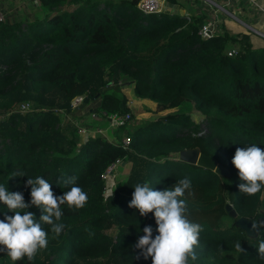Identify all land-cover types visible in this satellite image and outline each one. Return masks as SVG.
<instances>
[{
	"label": "trees",
	"instance_id": "1",
	"mask_svg": "<svg viewBox=\"0 0 264 264\" xmlns=\"http://www.w3.org/2000/svg\"><path fill=\"white\" fill-rule=\"evenodd\" d=\"M37 1L41 18L0 22V184L30 203L28 177H43L62 196L69 189L57 180L77 176L88 201L78 211L62 205L61 235L43 225L48 248L33 262L25 257L16 264H152L150 257L136 259L133 248L144 227L153 228V238L158 234L154 214L143 217L129 207L134 187L163 191L185 177L192 183L184 197L189 218L203 228L198 260L190 264H264L257 248L264 229L248 237L225 210L230 203L237 217L264 221L263 189L254 197L242 194L244 181L232 163L237 148L254 143L264 149V37L253 41L247 27L233 31L231 18L233 25L222 21L204 38L205 12L144 14L138 0ZM126 84L151 102L155 118L116 126L115 142L86 130L81 135L84 123L73 116L72 100L82 94L98 99L91 114L108 123L111 114H130L116 90ZM25 103L32 109L21 113ZM124 126L126 148L117 128ZM190 148L212 156L230 175L180 160ZM117 158L129 164L128 177L104 192L101 176ZM28 210L37 219L42 214ZM5 214L14 215L0 202V219ZM237 240L243 253L235 251ZM0 264L13 262L0 253Z\"/></svg>",
	"mask_w": 264,
	"mask_h": 264
},
{
	"label": "clouds",
	"instance_id": "2",
	"mask_svg": "<svg viewBox=\"0 0 264 264\" xmlns=\"http://www.w3.org/2000/svg\"><path fill=\"white\" fill-rule=\"evenodd\" d=\"M232 163L238 170L239 179L244 181L238 186L242 194L254 197L264 189V149L254 143L237 148ZM12 175L26 176L22 172ZM77 181V176H61L56 183L69 190L62 196H56L48 180L40 176L28 177L26 187L31 188L30 203L25 202L22 193L11 192L0 184V202L7 211L14 213L11 216L5 214L4 219H0V253H6L16 264L25 257L33 262L38 252L46 250L49 232L42 226L47 225L58 238L65 229V225L59 222L63 215L61 206L67 204L70 211H78L88 201L87 193ZM191 187L188 177L179 179L172 188L163 191L153 190L149 184L135 185L129 207L138 210L143 217L154 214L158 233L153 238V228L150 225L143 228L144 235L133 245L139 250L136 259L150 257L152 264H190V261L198 260L197 249L201 247L203 228L190 220L184 199L186 192L191 194ZM109 194L114 195L115 192ZM33 206L41 210L39 219L28 210ZM252 229H264V221L253 220ZM234 248L237 253L244 252L238 240L234 242ZM257 248L259 259L264 261V240H260Z\"/></svg>",
	"mask_w": 264,
	"mask_h": 264
},
{
	"label": "crops",
	"instance_id": "3",
	"mask_svg": "<svg viewBox=\"0 0 264 264\" xmlns=\"http://www.w3.org/2000/svg\"><path fill=\"white\" fill-rule=\"evenodd\" d=\"M116 1V0H112ZM183 2V6L180 5H170L167 3L166 7L169 12H176L181 14H186L192 11L195 12H205V14L209 17L216 16L217 19L214 20L215 27H220L219 23L230 27L233 23L228 18H219L218 10H214L212 8L202 6V0H181ZM220 5H222V10L227 14H230V18L238 20L240 23L244 24L247 28L250 29V24L255 26V32L264 36V0H250V4L239 3V0H221ZM253 5V6H252ZM256 5V6H255ZM255 6V7H254ZM253 7V8H252ZM0 10L4 15V21H21V22H31L37 17L43 15V10L38 4L37 0H0ZM215 13V14H214ZM262 14V15H261ZM208 20V19H207ZM232 27V30L235 32L243 31L240 30V25L235 23ZM257 28V29H256ZM94 111L95 108L99 104V100H94ZM88 103V102H87ZM86 104V103H85ZM84 105V102L82 104ZM77 109V108H76ZM72 112L75 110L72 109ZM96 116V115H94ZM81 128V127H80ZM86 130V129H85ZM100 130V129H99ZM96 134L103 136L110 142H115L114 131L110 127H106V129H102L100 131H96ZM129 172V164L125 162H121L116 170L114 171L112 177L109 179L108 186H112L113 188L118 187L121 183L125 182L128 177Z\"/></svg>",
	"mask_w": 264,
	"mask_h": 264
},
{
	"label": "rangeland",
	"instance_id": "4",
	"mask_svg": "<svg viewBox=\"0 0 264 264\" xmlns=\"http://www.w3.org/2000/svg\"><path fill=\"white\" fill-rule=\"evenodd\" d=\"M196 1V0H195ZM202 6H206L209 8H212L214 10H218L217 14L218 16H220L219 18H228L231 17L230 14H227L226 12H224L222 10V5H220V2H215L213 0L208 1V0H202ZM253 6V5H252ZM256 6V5H255ZM254 6V7H255ZM253 8V7H252ZM215 14V13H214ZM262 15V14H261ZM216 17V16H215ZM213 16L208 18V21H213L216 20V18ZM37 18H41V17H37ZM231 19V18H228ZM238 24L242 27L245 28L246 26L242 23H240L237 20ZM255 29V26L253 24H250V29L247 28V30H250L251 36H252V40L256 41V39L260 36V37H264L262 35H260L259 33L255 32L252 29ZM257 29V28H256ZM116 90H118V92L120 93V95H124L127 99L128 102V108H129V112H130V119L128 120V123L130 124L129 127L132 128L131 126H136V123L138 122H142L145 120H149V119H154L155 117L152 114V104L149 101H146L145 99L138 97L134 94L133 90H132V86H130L129 84L126 85H121L119 87V89L116 88ZM96 101H98V99H95ZM149 100V99H148ZM93 102L95 103L94 100L92 101H88V103H84V105L86 106H82L83 103H81L80 105L77 106V109H75V112H72L73 116H75V119L77 121V123H79V121L81 123H84L82 126L79 125V128L82 129H86L85 133H96V131H100L102 129H106V127H110L113 130L116 128L115 125H113L112 123H110V121L108 123H106L102 117L100 116H94L93 114H91V111H94V105ZM29 105V104H28ZM31 106H28V109L25 111H22L21 113H25L27 111H30ZM92 111V112H93ZM200 118H202L201 114H200ZM109 119V116H108ZM128 126H124V127H117L118 130L121 132L122 135V139H124L126 137V130H127ZM100 129V130H99ZM84 132H80L81 135H85ZM153 170V169H152ZM114 173V172H113ZM113 175V174H112ZM109 176L107 183H109V179L112 177ZM112 187V186H111ZM262 197H264V189H263V193H262ZM262 207L264 208V198H262ZM225 220L227 222H230L231 220L228 218H225Z\"/></svg>",
	"mask_w": 264,
	"mask_h": 264
},
{
	"label": "built area",
	"instance_id": "5",
	"mask_svg": "<svg viewBox=\"0 0 264 264\" xmlns=\"http://www.w3.org/2000/svg\"><path fill=\"white\" fill-rule=\"evenodd\" d=\"M211 2V0H208ZM166 0H138L137 1V8L144 14H150V13H159L162 11H168V8L166 7L167 5ZM4 21V15L0 10V22ZM215 27L214 20L213 21H208L204 23L199 31L202 37L207 38L210 37L213 31V28ZM229 55L232 54V52L228 53ZM85 98V95H78L76 96L72 102V109L75 110L78 105L83 103V99ZM28 103L21 104L19 110L20 111H25L28 109ZM130 119V114L127 113L124 116L121 115H116V114H111L109 115V121L115 126H122L125 124L127 120ZM79 132H85V129H79ZM122 146L126 148L130 142V138L126 136L124 139L121 140ZM121 163V160L119 158L115 159L114 162H112L106 170L102 174V179L106 183V187L104 189V192L108 190V185H107V180L109 176L113 174V172L116 170L117 166Z\"/></svg>",
	"mask_w": 264,
	"mask_h": 264
},
{
	"label": "water",
	"instance_id": "6",
	"mask_svg": "<svg viewBox=\"0 0 264 264\" xmlns=\"http://www.w3.org/2000/svg\"><path fill=\"white\" fill-rule=\"evenodd\" d=\"M103 89L107 90L108 87H104ZM83 102L87 103L88 98H84ZM179 159L191 164H196L202 168L212 170L219 176L228 177L230 175L228 169H226L222 164L218 163L212 156L200 152L197 148H190L181 151L179 153ZM225 210L228 212L229 216L236 218L235 225L243 230L248 237L254 238L258 236V230L254 231L252 229V220L245 217H237V212L230 203H226Z\"/></svg>",
	"mask_w": 264,
	"mask_h": 264
}]
</instances>
